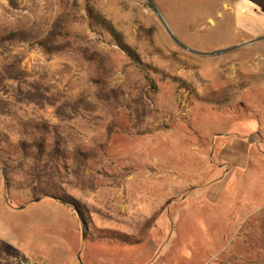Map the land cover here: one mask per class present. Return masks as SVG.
<instances>
[{"label":"rangeland","instance_id":"374dc122","mask_svg":"<svg viewBox=\"0 0 264 264\" xmlns=\"http://www.w3.org/2000/svg\"><path fill=\"white\" fill-rule=\"evenodd\" d=\"M242 1L0 0V36L47 32L59 18L73 32L53 54L0 44V129L17 142L23 122L42 120L58 128L69 155L91 153L64 189L96 230L131 236L84 238L64 205L23 207L31 200L25 185L8 189L10 207L0 169V264H212L227 249L260 250L232 245L244 222L255 238L264 234V0H244L259 10L238 16ZM96 15L157 86L147 90L153 111L136 130L120 128L145 76ZM15 61L19 81L7 77ZM238 142L252 146L246 167L219 157Z\"/></svg>","mask_w":264,"mask_h":264},{"label":"trees","instance_id":"16d2710c","mask_svg":"<svg viewBox=\"0 0 264 264\" xmlns=\"http://www.w3.org/2000/svg\"><path fill=\"white\" fill-rule=\"evenodd\" d=\"M95 18L97 24L110 34L116 45L126 55L130 65L142 71L145 76L144 89L133 100V108H130L128 114L130 117L129 125L120 128L122 133L127 130H136L142 123V119L153 111L148 103L151 99L147 90L150 89L155 92L157 86L144 70L147 66L141 62L135 51L121 41L120 36L110 24L97 15ZM72 35L73 32L68 29L67 22L59 18L50 25L47 32H41L37 26H32L28 29L11 30L7 34L0 36V44L7 43L19 47L37 45L47 54H53L60 51L58 48L61 42L69 43ZM75 45L80 48L82 44L75 41ZM87 53L86 51L85 54ZM100 70L104 75L106 74V68H101ZM6 72L8 79L19 81L22 77L19 61L11 63L6 68ZM20 129L21 138L17 142H13L7 132L0 129V169L5 183V197L8 205L15 208L7 193L11 185H25L30 191L31 200L23 207L36 205L47 199L52 200L74 212L84 238H89L92 241L105 240L130 243L131 236L121 237L112 230H96L88 217L87 209L64 189V181L67 175L70 172L74 175H79V173L87 169L88 161L94 158L92 154H89L88 151L82 152L80 149H76L69 155L64 149L58 128L45 121L27 120L22 123ZM112 133L113 131H110L109 135ZM197 139L201 143H209V139L204 140L201 136H197ZM237 243L243 247H248L247 249L260 247V250H257V253L254 254L247 250L243 256H237L227 249L212 264H234L233 262L264 264V234L255 238L253 228L244 222L238 228L232 245Z\"/></svg>","mask_w":264,"mask_h":264},{"label":"crops","instance_id":"0c3cea01","mask_svg":"<svg viewBox=\"0 0 264 264\" xmlns=\"http://www.w3.org/2000/svg\"><path fill=\"white\" fill-rule=\"evenodd\" d=\"M255 8H256V5H254L253 3L249 2V1L243 0L242 2L236 4L235 12L238 13V16H242L245 14H249L250 12L255 13L256 11L259 10L258 8H256V9ZM253 9H255V10H253ZM253 16L256 17L255 15H253ZM262 16H264V14H262ZM259 137L261 138L262 141H264V121H262V120H261V126H260V131H259ZM257 143H259V142H257ZM225 146H226V144L224 145V147ZM251 147L252 146H250V145L248 146L244 142L234 143L233 145L227 146L226 148L221 150L219 153V157L220 158L229 157V158H231V161L234 164H236V166H239L240 168L246 167L249 164V160L251 157L250 156Z\"/></svg>","mask_w":264,"mask_h":264}]
</instances>
